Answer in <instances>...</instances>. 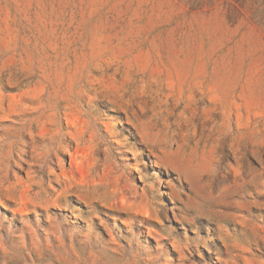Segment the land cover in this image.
<instances>
[{"label": "rangeland", "instance_id": "obj_1", "mask_svg": "<svg viewBox=\"0 0 264 264\" xmlns=\"http://www.w3.org/2000/svg\"><path fill=\"white\" fill-rule=\"evenodd\" d=\"M0 264H264V0H0Z\"/></svg>", "mask_w": 264, "mask_h": 264}]
</instances>
